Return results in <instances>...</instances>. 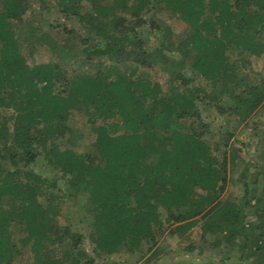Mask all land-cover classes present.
I'll return each instance as SVG.
<instances>
[{
	"label": "trees",
	"instance_id": "16d2710c",
	"mask_svg": "<svg viewBox=\"0 0 264 264\" xmlns=\"http://www.w3.org/2000/svg\"><path fill=\"white\" fill-rule=\"evenodd\" d=\"M33 2L36 7L30 0H0V264H15L20 249L12 228L20 226L31 264H94L100 256L137 261L146 253L155 260L163 249L155 247L154 225L163 221L179 235L198 224L200 240L226 247L218 251L222 264L249 256L250 264H264V212L258 222H246L247 212L256 211L252 198L264 199V192L250 191L264 170L253 167L252 185L241 181L239 205L225 199L232 146L216 142L213 153L200 137L210 127L205 110L229 124L247 123L264 103V79L254 84L239 74L248 64L245 52L264 55V0ZM159 4L186 23L187 33L167 48L179 56L163 53L161 44L149 47L157 40L153 32H169L157 17ZM53 30L66 42L33 41ZM27 43L29 54L40 46L54 59L29 66L22 53ZM58 48L67 51L66 60L96 61L95 72L62 68ZM154 66L168 74L164 85L147 76ZM75 110L93 128L91 150L76 151L80 135L68 124ZM98 116H116L120 123L93 126ZM225 131L227 138L234 133ZM37 162L58 176L38 174L32 169ZM80 198L95 210L85 233L49 216L64 200ZM83 236L93 257L79 248Z\"/></svg>",
	"mask_w": 264,
	"mask_h": 264
},
{
	"label": "rangeland",
	"instance_id": "374dc122",
	"mask_svg": "<svg viewBox=\"0 0 264 264\" xmlns=\"http://www.w3.org/2000/svg\"><path fill=\"white\" fill-rule=\"evenodd\" d=\"M34 0H30L32 5L35 2ZM160 7L159 11H156L157 17L161 20L160 22L163 24L162 28L166 26L169 30L168 34L163 32H153L156 34V39L154 42L149 44V47H154L156 44H161L163 47V53H173V55L179 56L177 52H170L168 49L169 47H174L178 41V37L187 33V26L186 23L180 19L179 16L176 14L171 15L166 10L162 8V5H158ZM25 17V16H24ZM75 29H79L81 31L80 25L73 24ZM78 30V32H79ZM50 37L40 35L37 36L33 41L36 45H39L40 42L46 43L47 45H51L54 43L55 45L60 46L66 42V36L62 33L57 32L56 30L51 31ZM72 37V38H71ZM70 41L73 43L77 42V39L74 35L69 36ZM155 39V38H154ZM168 48V49H167ZM176 50V49H175ZM30 44H26L23 49V57L25 62L29 66H33L34 63H44L49 62L54 59L53 53L48 51L45 47H40L36 49L32 54L30 52ZM67 52V51H66ZM65 51L57 49L56 53L59 57V62L61 63L62 68H68L69 66L77 67L78 65L84 71L91 70V72H95L96 61H89L79 63L76 60H66ZM196 53L193 50L191 54ZM235 52H228L230 59H235L236 55ZM164 54V55H165ZM181 55V54H180ZM246 62H248L247 66L239 71V74L245 78L246 81L252 83H258L261 78L264 79V55L261 54L259 56L252 55L248 52L244 53ZM57 60V58H56ZM106 63V62H104ZM105 65V64H104ZM108 65V63H106ZM118 67L127 72V68H124V65L120 64ZM4 68V67H2ZM147 76L151 79H155L162 85L165 84L168 74L165 71H162L158 66H154L152 69L146 71ZM6 88V86H5ZM210 110H205L204 115L208 123H210V127L207 129V132L203 135H200L202 140L208 143L211 147L212 152L214 153L215 150V143L216 142H223L227 143L228 149L232 146V148L227 153V162H226V172L225 178L227 179L226 188L224 191L225 199H230V201H234L239 205V201L241 196L244 193L242 180H246L248 184L253 183V167L257 166L256 168L260 169L261 171L264 170V103L261 104L259 107L255 109V114L253 117H250L247 120V123L242 121H232L230 124L227 120H223L224 116L214 112V109L209 108ZM234 118L232 116L230 119ZM237 119V118H235ZM86 115L81 110L73 111L72 115L68 120V124L71 126L72 130L79 134L80 136L76 139V151H85L91 150V144L94 140V131L92 130V126L88 127L85 123ZM103 121L108 122H115L120 123V119L118 117L108 118L107 120L102 119L100 116L95 118V125H99L103 123ZM191 124V120H187L186 122H182V126L184 130H187ZM196 125L197 123H193ZM219 128V130H217ZM232 128L234 133L231 137L227 138L226 129ZM197 130V125L195 126ZM217 154V153H216ZM218 162L222 161V155L217 154ZM45 163H34L32 165V169L36 171L38 174L46 176L47 178H51L53 175L57 177L58 174L53 171L49 170L46 166L44 167ZM238 174H242L241 176ZM232 176L233 178L229 180L228 178ZM256 184V188L253 186L250 188V191L253 192L256 189L255 195H261L264 192V176L259 175ZM64 177L57 179V185L63 187ZM198 193L204 194V191L197 190ZM258 197V196H257ZM260 199L255 200L252 198L251 204L256 206V211L247 212V221L250 222H258L261 218L260 215L264 212V199L260 196ZM7 199L6 197L3 198V202ZM61 205V203L55 204V207ZM62 207V208H61ZM59 208H54V212H50L49 216L55 220L56 223L59 224L60 227L69 223L73 230H78L81 233H85L86 226L89 225L91 218L94 214L93 206H88V203L85 199H77L75 202H65ZM161 216L163 214L161 213ZM174 226V224H170L167 221H163L161 225H154V229L156 230L157 236V244L155 247L157 248L158 245L162 247V251L160 252V257L155 260H147L149 253H146L141 259L137 261H132L128 259V256L125 260H121L120 257L109 256L108 258L100 256L96 257L94 264H204L208 261H213V264H222L219 262L218 259H221L220 253L218 252L219 249L225 248L223 245L219 247H212L211 244L200 240V229L199 225H195L188 229L182 235L178 233H169L170 227ZM17 229L13 227L12 238L13 241L17 244L20 249V253L15 255L14 263L15 264H31V256L29 246H21L20 239L25 235L23 228L20 226ZM190 244L195 245L194 249L190 251L187 249V246ZM79 248L83 249L85 253L89 257H93L94 253L92 252V246L90 244V240L87 236H83ZM222 250V249H221ZM224 251V250H223ZM245 251V250H244ZM248 252L245 251V255ZM247 259V257H246ZM253 257L249 256L248 261H239L238 259L234 258L233 263L235 264H250L249 260H252ZM227 260V259H226ZM226 263H231L230 261Z\"/></svg>",
	"mask_w": 264,
	"mask_h": 264
}]
</instances>
